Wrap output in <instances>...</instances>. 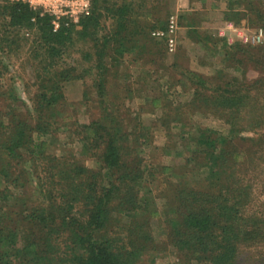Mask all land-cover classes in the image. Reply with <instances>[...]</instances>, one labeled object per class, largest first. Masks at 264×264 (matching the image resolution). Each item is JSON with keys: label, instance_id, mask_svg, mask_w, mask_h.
I'll return each mask as SVG.
<instances>
[{"label": "trees", "instance_id": "1", "mask_svg": "<svg viewBox=\"0 0 264 264\" xmlns=\"http://www.w3.org/2000/svg\"><path fill=\"white\" fill-rule=\"evenodd\" d=\"M147 1L137 5L134 0H94L90 17L78 27L58 32L53 31L49 17L38 16L27 5L2 6L0 53L24 49L28 44L24 35L32 34V54L42 61L38 73L42 89L34 109L16 112L17 91L2 84L8 73L0 59V264H138L145 254H159L149 229V200L142 194L145 175L125 145L128 135L110 108L107 90L111 76L107 60L113 69L136 52L141 56L145 50L146 60H150L148 54L154 58L151 48H158L156 55L162 54L159 47L165 41L153 38L152 33L165 30L167 22H155L154 15L168 9V3ZM226 2L228 22L253 20L264 31V4L257 0ZM103 12L115 14L108 18L113 20V28L102 23ZM146 14H151L150 22L143 19ZM195 26H190L189 36L197 32ZM76 39L92 44L94 66L87 74L95 76L103 112L100 120L85 127L80 139L86 155L97 156L93 169L44 152L48 127L54 126L65 102L63 86L79 79L57 68ZM229 49L232 55L227 62L237 63V70L251 69L258 77L253 82L246 78L247 73L245 79L234 77L213 95L216 108L210 111L223 117L229 130L224 134L207 128L200 133L193 158L187 163L197 162L207 175L199 188L177 190L175 220L168 234L172 246L198 264H239V247L257 246L259 225L263 224L252 210L253 184L247 178L252 171L245 168L242 179L234 173L225 176L233 167L232 158L238 160L242 155L238 162L243 163L264 152V45ZM210 98L203 96L199 101ZM249 133L252 136L246 137ZM31 174L38 179L32 193L41 191L43 199L29 209V193L14 198L10 188L23 180L25 189L30 185L25 178ZM13 201L21 209L14 213L23 218L17 226L12 224L9 205L1 206Z\"/></svg>", "mask_w": 264, "mask_h": 264}, {"label": "rangeland", "instance_id": "2", "mask_svg": "<svg viewBox=\"0 0 264 264\" xmlns=\"http://www.w3.org/2000/svg\"><path fill=\"white\" fill-rule=\"evenodd\" d=\"M134 1L137 5L140 2L148 3L147 0ZM257 1L264 4V0ZM7 3H10L9 0H0V15L3 13L2 6ZM166 4L168 9L163 12L160 10L154 15V19L155 22L161 19L168 25L171 16L178 18L176 52L170 53L166 42L165 44L161 42L159 48L162 49V54L156 55L158 48H151L155 55L151 58L148 54L150 60H146L145 50L141 52V56L137 54L138 52L127 55L117 68L111 69L112 65L107 60L111 71V76L107 79L109 80L107 90L110 92L108 93L110 108L115 110L114 116L123 124L124 132L128 135L125 145L131 152V158H136L135 162L145 175V181L142 183L145 188L142 194L149 200L148 210L151 212L148 217L149 229L160 251L156 255L145 254L138 264H198L196 261L185 259L172 246L169 239L171 223L175 220L174 198L179 189L185 190L188 186L199 188L200 184H204L202 181L207 174L200 171L197 162L187 163V160L193 158L200 133L207 128L224 134L229 130L226 120L210 111L216 108L212 99L216 90L231 83L234 77L245 79V73L246 78L252 82L258 77L251 69L244 67L237 70L235 69L237 63L231 65V62H227L232 55L229 48L238 45L260 46L244 44L238 34L251 37L260 30L263 33L264 31L259 29L253 20L244 19L238 24L228 22L226 0H165V4L162 5ZM103 14L102 23L113 28V20L110 21L108 18L115 14L107 12ZM143 19L150 22L151 14H146ZM192 24L196 25L194 29L197 32L189 36ZM230 25L239 31L238 34L230 29ZM24 34L25 31L22 32V36ZM24 37L28 39L24 49L20 48L19 51L10 54L8 50L0 53V59L8 73L2 84L16 88L19 101L14 108L19 113L36 107L37 97L42 89V79H38V73L42 71L41 58L34 59L35 54H32L34 51L31 45L32 34L27 33ZM93 53L90 41L76 39L73 46H69L59 60L57 68L66 69L65 71L76 74L79 79L64 84L65 102L53 121L54 126L48 127L50 134L45 138L44 146L46 156H56L65 162L76 160L80 165L92 169L96 166L97 156H87L80 139L85 136V127L103 116L101 100L94 86L95 76L87 74L94 66ZM87 55H92L89 56L90 60ZM203 96H209L211 100L199 101ZM0 108L3 109L1 105ZM245 136L251 137L252 134ZM232 159L234 163L231 162L230 165L233 167L227 171L225 177L234 173L242 179L241 173L245 168L252 171L251 177H247L253 184L252 210L260 215L258 218L262 219L264 225V152H260L258 159L254 156L249 158L250 161L243 163H240L243 160L242 155L237 157L238 160ZM236 161H240L238 162L240 164ZM37 163L42 164L40 160ZM25 179L27 183L30 182L25 189H22L23 180H20L17 187L14 184L10 189L14 198L22 192L24 196L29 193L26 201L30 209L32 205L37 206L40 201L42 202L43 194L39 190L32 193L38 183L35 174ZM3 189L2 187L1 190ZM8 205L7 209L12 211L14 221L12 224L16 226L17 222L21 224L23 220L19 215L21 213H14L15 209L21 210L19 204L16 205L14 201L9 204L1 203L3 208ZM262 225H259L261 229L257 246L239 247V264H264Z\"/></svg>", "mask_w": 264, "mask_h": 264}, {"label": "built area", "instance_id": "3", "mask_svg": "<svg viewBox=\"0 0 264 264\" xmlns=\"http://www.w3.org/2000/svg\"><path fill=\"white\" fill-rule=\"evenodd\" d=\"M9 2L27 5L38 16L49 17L53 31L58 32L61 28L78 27L83 19L90 17L94 0H9ZM178 24V18L171 16L165 30H157L152 33L153 38L166 42L170 53H175L177 49ZM230 29L235 33L239 32L232 25H230ZM238 35L244 44H264V33L261 30L251 37L242 33Z\"/></svg>", "mask_w": 264, "mask_h": 264}]
</instances>
